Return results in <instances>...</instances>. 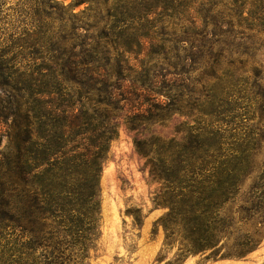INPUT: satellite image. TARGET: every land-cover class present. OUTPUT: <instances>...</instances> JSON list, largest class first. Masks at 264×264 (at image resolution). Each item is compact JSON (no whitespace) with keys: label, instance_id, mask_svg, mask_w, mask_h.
Instances as JSON below:
<instances>
[{"label":"trees","instance_id":"1","mask_svg":"<svg viewBox=\"0 0 264 264\" xmlns=\"http://www.w3.org/2000/svg\"><path fill=\"white\" fill-rule=\"evenodd\" d=\"M107 1L113 5L95 40L86 35L79 45H56L50 67L35 77L20 75L12 91L2 92L0 146L4 139L7 146L0 152V264H83L92 250L89 236L75 240L71 230L60 232L61 223L53 222L56 232L40 241L29 228L32 211L53 217L57 202L82 188L79 176L96 188L121 120L138 131L176 114L183 92L191 93L190 64L242 36L243 26L264 32V0ZM87 2L73 0L67 9ZM81 26L71 24L69 30H89L86 23ZM213 99L205 104L211 109L200 113L203 127L187 131L181 141L156 137L162 160L150 175L162 184L156 205L168 210L159 221L165 244L177 227L189 244L177 262L190 255L244 259L264 238V166L257 170L253 160L264 135L257 140L220 135L214 125L225 124L222 118L234 109L223 112ZM188 107L191 115L194 109ZM84 194L91 201L96 196L90 188ZM46 201V208L38 206ZM236 203L235 218L224 209ZM247 225L251 231L242 228ZM70 239L80 248L76 259L73 250L62 249ZM45 242L50 252L37 256Z\"/></svg>","mask_w":264,"mask_h":264},{"label":"rangeland","instance_id":"2","mask_svg":"<svg viewBox=\"0 0 264 264\" xmlns=\"http://www.w3.org/2000/svg\"><path fill=\"white\" fill-rule=\"evenodd\" d=\"M71 4L73 0H0V98L5 96L3 91H12L13 83L20 75L35 77L37 72L43 73L50 67L56 56V45L62 49H65V43L79 45L86 35L95 40L104 25L100 21H106V11L113 5L107 0H88L68 11ZM248 13L249 8H246L244 17ZM82 23L88 26L87 32L69 30L71 24L82 27ZM241 29L242 36L236 35L225 47L215 49L214 55L205 56L195 65L190 64V67L194 66L189 74L191 93L183 92L182 108L176 114L138 131H130L121 120L118 138L110 145L98 186L95 188V182L79 176L77 180L82 188L78 185L74 188L79 190L75 197L57 202L55 219L38 208L33 210V222L29 224L33 237L41 241L44 234L56 232L57 226H52L53 222L61 223L60 232L71 230L75 240L89 236L92 250L83 264H264V238L258 250L244 259L206 261L205 256L190 255L177 262L176 257L189 244L183 241V233L178 227L174 229L169 245L165 244V232L159 221L168 210L156 205L162 184L150 175L162 160L157 154L161 151L155 145L156 137L181 141L187 131L203 127L198 119H203L200 113L209 108L205 104L213 96L214 103H219L216 107H222L223 112L234 109L222 118L225 124L214 125L219 130L216 132L224 137L228 133L256 140L264 135V32L248 31L245 26ZM13 72L15 75L11 76ZM235 80L238 83L234 84ZM188 106L194 109L191 115ZM4 131L0 123V133ZM6 146L4 139L0 152ZM254 148V165L257 170H262L264 141ZM250 184L251 179L245 182L239 201ZM89 188L96 193L93 201L86 199L84 194ZM48 204L46 201L38 206L46 208ZM238 207L236 203L225 207L224 211L232 210L236 218ZM242 228L252 230L250 225ZM71 240L62 249L73 250L76 259L80 248H74ZM224 243L221 241L220 246ZM48 246L46 242L38 246L37 256L50 252L52 246Z\"/></svg>","mask_w":264,"mask_h":264}]
</instances>
